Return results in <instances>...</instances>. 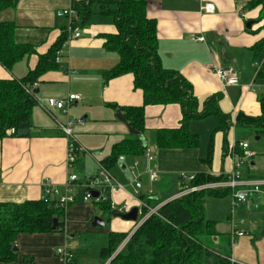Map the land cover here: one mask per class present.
<instances>
[{"label": "crops", "instance_id": "1", "mask_svg": "<svg viewBox=\"0 0 264 264\" xmlns=\"http://www.w3.org/2000/svg\"><path fill=\"white\" fill-rule=\"evenodd\" d=\"M72 1L0 0V24H14L15 41L34 49L33 54L22 57L10 70L0 66V80L22 79L35 69L39 57L47 54L68 29L70 21H63L57 13L69 9ZM146 1L147 15L157 23L161 65L177 72L191 84L199 110L209 99L217 98L219 111L233 124L228 131L233 145L220 132V136L213 140V157L206 159L208 161L199 159L196 149H160L156 146V132L179 128L183 109L178 104L149 105L145 108L144 132L139 138L143 146L152 151L154 161L147 163L145 154L138 157L121 155L107 169L103 162L112 155L114 146L134 137L116 118L117 111L121 110L124 116L126 108L142 106L144 97L143 92L135 88L132 74L110 77L119 64L117 52L106 46V36L116 33L115 19L105 16L96 22L90 21L80 29L82 34L79 38L67 41L63 46L60 60L56 61L59 68L48 71L36 83L39 104L32 110L29 133L0 139V203L22 204L42 199L57 201L55 196L46 193L43 182L49 179L63 190L68 177L77 176L74 189L78 194L75 203L66 209L65 231L20 234L16 245L17 264H24L25 259L27 264H63L55 253L58 247L70 244L76 233L95 238V229L106 228L109 222L110 229L104 243H107L109 233L130 237L138 229L140 218L137 223L124 221L110 213L108 204L111 208L126 207L125 214L133 207L139 208L147 199L166 203L181 190L180 176H228L235 170L236 158H242L244 154L240 148L235 150L237 142L249 144L247 138L254 134L250 129L235 125V122L239 113L253 117L261 114L264 79H257V72L264 65V46L258 55L254 51L256 45L264 40V22L257 21L260 7L249 9L252 0ZM206 6H212L213 12H206ZM250 21L255 24L248 29L246 26ZM192 35L203 37L205 41H193ZM216 67L233 70L239 86H224L215 73ZM73 94L80 95L81 100L73 102L66 113L54 109L52 117L42 108L49 99L66 101ZM69 119L74 120L75 136L85 150L79 154L72 168L67 166L68 140L60 127ZM195 121L191 120L188 125L193 133L197 132L193 128L197 125ZM239 128L243 131H238ZM225 144L228 145L226 155ZM251 148L249 144V151L253 153ZM121 157L125 160L121 161ZM134 163L138 164L136 175H140L143 186L139 193L130 170ZM253 166L246 168L250 171ZM101 167L107 169L122 188L111 190L107 205L105 202L90 204L85 200V188L89 182L101 177ZM241 168L239 171L243 175ZM151 170L158 173L156 183L150 181ZM243 176L255 180L250 178V174ZM256 178L260 180L264 176ZM149 190H153L154 196L148 197ZM262 196L264 192L252 196L250 208L240 206L234 211L230 196L227 203V197L221 199L224 201L221 202L223 210L220 214L224 212L221 218L213 211L220 199H211L206 207V217L217 222V232L222 235L217 239L220 246L217 251L226 255L231 264H264V213L252 211L259 206L264 208ZM96 205L107 216L106 219L99 216L105 222L104 227L92 226L98 216ZM233 229L245 233L244 237L236 240L234 247L231 246ZM96 264H100L99 258Z\"/></svg>", "mask_w": 264, "mask_h": 264}, {"label": "trees", "instance_id": "2", "mask_svg": "<svg viewBox=\"0 0 264 264\" xmlns=\"http://www.w3.org/2000/svg\"><path fill=\"white\" fill-rule=\"evenodd\" d=\"M257 7H260L257 21L264 22V0H252L248 5L249 9ZM71 8L76 12L71 21L74 29L86 27L96 14L115 19L116 33L106 36V46L109 50L117 52L119 64L110 77L132 74L135 88L141 90L144 97L142 106L124 110V118L134 130L143 134L147 106L178 104L183 109L180 127L158 130V148L198 149L200 139L189 130V122L210 116L217 119L219 132L227 136L233 124L219 111L217 98L209 99L204 108L199 110L191 84L177 72L167 70L161 65L157 23L147 15L146 0H73ZM68 29L47 54L39 57L35 69L26 77L0 80V139L19 137V132L31 129L32 110L39 104L34 86L45 73L59 68L56 62L57 54L68 41ZM15 31L16 26L12 23L0 24V66L8 70L22 57L34 53L31 46L15 41ZM263 46L264 40L256 45V55ZM257 79H264V65L259 68ZM235 125L250 129L257 137L264 139V99L259 116L239 113ZM10 129H14L16 133L7 134ZM212 146L213 139L209 148L210 160ZM146 149L140 138L134 136L115 145L112 155L103 165L110 169L121 155L138 157L145 154ZM224 153L228 154L227 144L224 146ZM243 156L244 154L241 157ZM192 176L194 179L191 181L183 180L180 176L181 190L178 193L186 188L227 180L225 175ZM250 178L259 179L256 176ZM106 195L108 196V192ZM228 196H231L230 189H207L165 203L157 214L150 216L130 237L127 234L109 233L107 243L99 252L100 264H231L226 255L217 251V248H220L217 239L222 237L217 232V222L206 217V207L211 199H223ZM162 202L154 199L146 201L149 207H155ZM107 206L112 215H122L109 204ZM65 213L66 209L58 208L57 201L50 199L22 204L0 203V264H17L18 250L14 251V247L20 234L64 232ZM55 218L59 223L53 230ZM26 262L27 259L24 264H27Z\"/></svg>", "mask_w": 264, "mask_h": 264}, {"label": "built area", "instance_id": "3", "mask_svg": "<svg viewBox=\"0 0 264 264\" xmlns=\"http://www.w3.org/2000/svg\"><path fill=\"white\" fill-rule=\"evenodd\" d=\"M213 7L212 6H206L205 11L206 12H213ZM76 16L75 10H73L71 7L69 9L60 11L57 13V17H67L70 20V25H69V33L70 37L68 41H72L73 39H77L81 36V30L80 28H72L71 21L72 19ZM191 39L196 42H204L203 37H199L196 35H192ZM60 54L59 52L57 54V59L56 61L59 62L60 60ZM215 73L217 77L223 82L224 86H239V80L238 77L235 75L233 70L231 69H222L219 67L215 68ZM36 88V85L34 86ZM35 91V90H34ZM81 96L80 95H70L66 101H59L55 99H49L46 103V105H43L42 108L52 116V110H60L63 111L64 113L67 112V108L73 104L75 101H80ZM53 117V116H52ZM74 120L69 119L66 125H60L62 128V131L65 135V137L68 140V150H67V166L69 168H72L74 164L77 161V158L80 153L85 152L83 147L79 144L75 132H74ZM16 132L14 129H10L7 131V134L9 135H14ZM238 147L244 152V156L241 158L243 159H251L253 157V154L249 151V144L245 142H240L238 144ZM145 158L146 162L150 163L154 161V155L151 150L146 149L145 151ZM121 161L125 160L123 157L120 158ZM138 164L134 163L131 167L130 170L132 174L135 176L134 177V184L136 188V192L139 193L142 189V183L140 180V175H136V168ZM241 167V164H236L235 165V170L232 171V173L228 174L227 180L223 182H217L213 184H208L204 186H199V187H192V188H186L185 190L181 191L178 193L176 196L172 197L169 199L167 202L178 199L184 195L201 191V190H207V189H219V190H225V189H230L231 190V201H232V210H236L240 206H245L247 208H250L251 206V201L250 198L252 196H255L259 193H263L264 191V179H258V180H251L248 178H245L239 171ZM101 172L100 175L101 177L98 178L96 181L89 182L86 185V194H85V200H92L95 203L99 202H107L109 201V196L106 195L111 192V190L115 187L122 188L118 183L115 182L114 178L112 177L111 173L101 167L100 168ZM149 178L151 183H156L158 180V173L151 170L149 171ZM183 180H193L194 176L192 175H183L182 176ZM77 180L76 175H71L68 177L67 182L63 186V190H61L58 186L53 184L49 179L45 180L43 182V186L45 188V191L48 195H53L57 199V206L58 208L61 209H67V207L73 203H75V197H74V183ZM89 190V191H88ZM91 191H97L100 193L99 198L93 199L90 192ZM154 196L153 190L148 191V197ZM166 202V203H167ZM165 203H160L156 207L150 209V207L147 205L146 202L142 203L140 205L139 209V223H138V228L153 214H157L158 210L164 205ZM113 210H118L120 214H123L126 211V207H112ZM146 209V211H144ZM243 223V222H242ZM231 224H234L233 221H231ZM245 236V233L233 229L231 233V246L234 247L236 244V240L239 238H242ZM57 257H59L63 264H76V259L75 255L73 254L72 250L70 249V246L68 244H65L62 247H59L55 251Z\"/></svg>", "mask_w": 264, "mask_h": 264}, {"label": "rangeland", "instance_id": "4", "mask_svg": "<svg viewBox=\"0 0 264 264\" xmlns=\"http://www.w3.org/2000/svg\"><path fill=\"white\" fill-rule=\"evenodd\" d=\"M109 16H107L106 18H108ZM63 21H70L69 18L67 17H62ZM102 18H105V16L103 15H99L96 14L92 17L91 21L92 22H96L97 20H100ZM111 18V17H109ZM113 19V18H112ZM82 34V31H81ZM197 125H195L193 128L195 131V134L198 135L199 139H200V146L198 149L195 150V152H197V154H199V159L201 160H206L209 158V148H210V143L211 140L213 139L214 141L216 140L217 137L220 136V132L218 130V121L215 117L213 118H206L203 120H197L195 121ZM238 131L242 132L243 129L239 128ZM232 135L231 133H228L227 135V142H230V144L232 143ZM258 137L255 134L250 135V137H248V141L250 146L252 147V151H254L253 157L251 159H243L241 160V158L238 156L236 158V163L237 164H241L242 168L241 171L243 173V175H251V176H264V156L262 155V152L264 153V139L261 140V142L258 140H256ZM233 144H231L232 146ZM213 154V153H212ZM213 157V155H212ZM211 157V158H212ZM208 161V160H206ZM251 164H254L253 169L252 170H247V166H251ZM264 191V190H263ZM76 188L74 189V197L76 196ZM262 198H264L262 196ZM58 199V198H57ZM224 199V198H223ZM80 199H78L79 201ZM225 200V199H224ZM229 197H227L226 203L228 202ZM89 203L91 204L93 201L90 199L88 200ZM223 200L220 199V202L218 205H215L216 207L214 208L213 211L218 213V217H222L224 216V212L222 214H220V212L223 210L222 209V202ZM224 202V201H223ZM98 207V205H96V208ZM95 208V209H96ZM225 208V207H224ZM252 211H256L258 212V214H262L264 213V208L263 206H259L256 208H253ZM96 212L98 214V217L101 216L103 217V219H106L107 216H105V214H103L100 211V208L96 209ZM262 218H264V216H262ZM108 223V221H107ZM110 229V222L107 224L106 228H101V229H95L97 230V232H95L96 237H88L87 235H83V237L81 236V234H74L75 238L73 241L70 242V244H68L70 246V249L73 251V254L75 255V259L78 261V264H96V262L98 261L99 258V252H100V248L101 246H104L106 243V239L105 236L108 233V230ZM124 246V244L118 249L120 250L122 247ZM62 247V246H60ZM59 248V247H58Z\"/></svg>", "mask_w": 264, "mask_h": 264}, {"label": "water", "instance_id": "5", "mask_svg": "<svg viewBox=\"0 0 264 264\" xmlns=\"http://www.w3.org/2000/svg\"><path fill=\"white\" fill-rule=\"evenodd\" d=\"M254 24H255V22L250 21V22L247 23V26L246 27L248 29H251ZM34 93L35 94H38L39 93V90H35ZM116 118L127 127L128 131H129V133L131 135L138 136V137L141 136V133L139 131L134 130L129 125V123L127 122V120L124 118L121 110H118L117 111ZM28 133H29V130H23V131L19 132V136L22 137L24 135H27ZM259 139L260 138L258 137L256 140L258 141ZM90 194H91V196H92L93 199H97L100 196V193L97 192V191H91ZM138 217H139V208L138 207H133L128 212H126L125 214H123V215L120 216V218L122 220L127 221V222H133V223H137L138 222ZM58 223H59V220L55 218L53 220V228H52L53 230L57 228ZM92 226H94V227H96V226L104 227L105 226V222L103 220H101L100 218L95 217L94 220H93ZM17 250H18L17 249V246H15L14 247V251H17Z\"/></svg>", "mask_w": 264, "mask_h": 264}]
</instances>
